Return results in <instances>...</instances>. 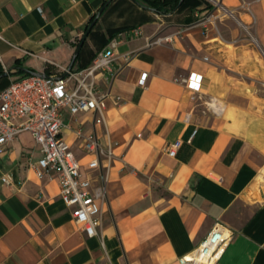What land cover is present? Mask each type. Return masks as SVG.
<instances>
[{
    "label": "crops",
    "instance_id": "obj_1",
    "mask_svg": "<svg viewBox=\"0 0 264 264\" xmlns=\"http://www.w3.org/2000/svg\"><path fill=\"white\" fill-rule=\"evenodd\" d=\"M222 8L231 16L205 20ZM112 42L96 77L102 116L62 113L83 172L85 136L113 151L91 173L107 170L98 235L74 222L54 177L38 176L40 147L23 132L0 153V264H180L217 222L232 238L216 264H264V0H181L165 14L143 0H0V91L16 61L61 76Z\"/></svg>",
    "mask_w": 264,
    "mask_h": 264
},
{
    "label": "built area",
    "instance_id": "obj_2",
    "mask_svg": "<svg viewBox=\"0 0 264 264\" xmlns=\"http://www.w3.org/2000/svg\"><path fill=\"white\" fill-rule=\"evenodd\" d=\"M243 4L245 7L249 5ZM220 16H231V13L222 8L221 14L209 13L205 20L213 23ZM162 41L169 42L170 37L158 38L153 43ZM114 47L115 43L112 42L110 49L97 55L87 68L66 71L63 78L28 74L11 81L0 91V153L8 142L28 132L40 147L41 158L36 162L38 176L54 177L58 181L60 200L70 209L74 222L87 237L98 235V217L106 198L107 183V170L97 182H94L91 173L100 169L102 161L109 165L113 151L109 146H102L94 135L85 136L83 150L88 160L84 165L87 172H83V165L61 136L62 113L65 110L71 115L93 112L102 116L106 95L98 93L96 77L110 70ZM145 81L146 74H143L140 84L144 85ZM190 82V77L184 80L186 86ZM179 145L178 142L172 144L167 154L175 156ZM1 182L10 185V176L3 174ZM231 238V230L217 222L193 253L181 257L179 262L216 264Z\"/></svg>",
    "mask_w": 264,
    "mask_h": 264
},
{
    "label": "trees",
    "instance_id": "obj_3",
    "mask_svg": "<svg viewBox=\"0 0 264 264\" xmlns=\"http://www.w3.org/2000/svg\"><path fill=\"white\" fill-rule=\"evenodd\" d=\"M143 1H145L149 6L156 9L157 12L161 14H165V13L175 10L180 5V2H181V0H143ZM93 19L94 18H92L91 22L93 21ZM77 57L75 58V61ZM18 64H19V61H16L14 65V67L17 68L18 72L21 74H24L25 76L28 75L27 73L21 72V67L18 66Z\"/></svg>",
    "mask_w": 264,
    "mask_h": 264
},
{
    "label": "water",
    "instance_id": "obj_4",
    "mask_svg": "<svg viewBox=\"0 0 264 264\" xmlns=\"http://www.w3.org/2000/svg\"><path fill=\"white\" fill-rule=\"evenodd\" d=\"M105 5L103 7H101V9L98 11L96 17L94 18V20L91 22V24L87 27V29L85 30L84 32V35L82 36L78 46L76 47L75 51H74V55H73V60H75V58L78 56L79 52H80V49L91 29V27L93 26V24L95 23V20L98 18V16L102 13L103 9H104ZM73 64V63H72ZM72 64L69 65V67L67 68V72L71 71L72 70ZM21 72L23 73H27L29 75H34V76H40V77H44V78H48L49 76L48 75H45V74H41V73H36V72H32V71H29L28 69H25V68H21ZM66 76V73H64L63 75H61L59 78H63Z\"/></svg>",
    "mask_w": 264,
    "mask_h": 264
},
{
    "label": "rangeland",
    "instance_id": "obj_5",
    "mask_svg": "<svg viewBox=\"0 0 264 264\" xmlns=\"http://www.w3.org/2000/svg\"><path fill=\"white\" fill-rule=\"evenodd\" d=\"M18 66H20L21 68H24L23 66H22V63H20L19 62V64H18ZM25 69H28L29 71H32V72H36V73H39V72H37V71H35L34 69H32V68H25ZM53 71H55V70H53ZM23 73V72H22ZM41 74H45V75H48V76H50L49 75V73H50V71H49V67L48 68H45V70L43 71V72H40ZM7 74H9V75H12V79L10 80V81H8V84L11 82V81H14V80H16V79H18V78H20V77H24L25 75L24 74H21V73H19L18 72V70H17V68H15V67H13L12 69H9L8 70V72H7Z\"/></svg>",
    "mask_w": 264,
    "mask_h": 264
},
{
    "label": "bare ground",
    "instance_id": "obj_6",
    "mask_svg": "<svg viewBox=\"0 0 264 264\" xmlns=\"http://www.w3.org/2000/svg\"><path fill=\"white\" fill-rule=\"evenodd\" d=\"M255 185L263 186L262 188L264 189V170H262L261 174L256 179Z\"/></svg>",
    "mask_w": 264,
    "mask_h": 264
}]
</instances>
